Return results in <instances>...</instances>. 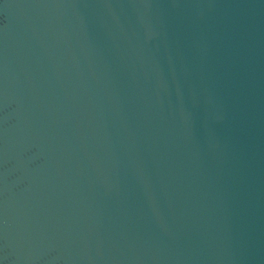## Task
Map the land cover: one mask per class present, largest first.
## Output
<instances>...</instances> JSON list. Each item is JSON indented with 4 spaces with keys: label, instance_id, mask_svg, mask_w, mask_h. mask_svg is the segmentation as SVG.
Returning a JSON list of instances; mask_svg holds the SVG:
<instances>
[{
    "label": "water",
    "instance_id": "obj_1",
    "mask_svg": "<svg viewBox=\"0 0 264 264\" xmlns=\"http://www.w3.org/2000/svg\"><path fill=\"white\" fill-rule=\"evenodd\" d=\"M0 264H264V0H0Z\"/></svg>",
    "mask_w": 264,
    "mask_h": 264
}]
</instances>
